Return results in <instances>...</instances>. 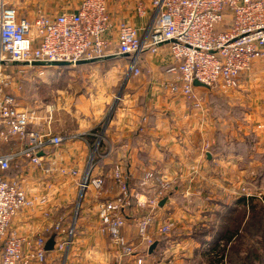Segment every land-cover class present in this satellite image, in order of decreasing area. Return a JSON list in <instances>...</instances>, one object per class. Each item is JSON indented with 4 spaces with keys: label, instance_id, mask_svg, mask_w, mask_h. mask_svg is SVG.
Wrapping results in <instances>:
<instances>
[{
    "label": "crops",
    "instance_id": "0c3cea01",
    "mask_svg": "<svg viewBox=\"0 0 264 264\" xmlns=\"http://www.w3.org/2000/svg\"><path fill=\"white\" fill-rule=\"evenodd\" d=\"M80 1L31 0L33 8L41 7L51 14L75 11ZM137 1H106L110 20L104 37L111 42L112 49L123 22L135 26L144 38L152 9L150 0H144L148 9L145 16L139 17L135 11ZM128 59L118 55L74 65L76 70L62 80L65 92L53 101L35 100L39 105L34 106L41 115L51 118L44 128L63 136L57 150L63 153L65 162L73 161L79 175L85 170L94 141L89 134L96 132L100 145L93 175L102 174L109 182L110 168L117 163L127 173L130 187H137L147 170L173 181L171 194L158 212L160 220L173 222V228L168 235L156 238L152 252L149 247L138 245L137 254L142 253L144 264H213L209 248L227 251V236L233 232L244 235L243 225L249 213L240 199L246 193L258 200L264 195V92L254 96L238 91L249 87L246 83L250 77L261 79L264 58L254 60L253 68L239 77L237 90L224 93L222 99L228 107L221 117H215L209 103L194 109L183 96L169 91L167 84L174 82L175 76L166 70L171 60L167 45L160 46L156 54L147 50L140 54V73L136 77H126ZM194 87L202 99L209 91L204 86ZM119 93V102L110 117L109 110ZM217 135L223 138L219 149L204 154V140L210 139L214 145ZM1 150L16 148L14 144L1 145ZM38 173L27 176L25 188L31 195L39 194L43 185ZM75 182L73 178L56 180L48 202L33 211L20 212L13 218L12 228L22 235L33 234L59 216L66 225H72L78 193ZM80 200L73 226L78 230L73 234L65 261L50 251L45 264H94L93 260L84 259L83 249L102 242L108 245L98 230L96 191L88 187ZM44 212L51 214L49 219ZM139 215L135 210L127 211L122 228L124 236L136 244L134 220ZM108 251L112 264H135L132 258L118 261L110 246Z\"/></svg>",
    "mask_w": 264,
    "mask_h": 264
},
{
    "label": "built area",
    "instance_id": "2783aa9c",
    "mask_svg": "<svg viewBox=\"0 0 264 264\" xmlns=\"http://www.w3.org/2000/svg\"><path fill=\"white\" fill-rule=\"evenodd\" d=\"M150 7L152 16L144 38L135 26L123 22L112 49L104 37L110 20L105 0H81L75 11L57 14L38 9L33 16H22L0 0V264H45L49 253L45 243L52 234V252L65 261L73 224L66 225L63 217L28 235L11 226L23 210L45 205L54 182L64 178L76 180L79 199L88 187L96 191L98 230L118 261L132 258L135 264H144L142 253L137 254L138 245L148 248L172 230L173 222L160 220L158 213L160 201L173 189L170 178L147 170L141 179L143 186L130 187L127 173L117 163L110 168L109 182L102 174L93 175L100 145L96 132L89 134L94 141L85 170L79 175L73 161L65 162L57 150L63 136L44 128L51 118L41 115L38 107L23 106L13 80V67L20 65L34 68L41 76L62 62L75 65L118 55L129 57L126 77H136L140 54L144 50L156 54L160 46L167 45L171 60L166 70L175 76L174 82L167 84L169 91L183 96L192 108L201 109L203 99L195 92V79L208 89L230 92L238 88L241 73L254 60L264 58V0H151ZM147 9L144 2H136L139 17L145 16ZM222 25L225 27L217 30ZM213 143L204 140V154ZM7 144H14L16 150H1V145ZM12 162L24 163L15 176L7 172ZM35 172L45 179L39 194L31 195L25 186L28 174ZM129 210L140 212L134 220L137 244L122 233ZM50 215L44 212L45 218ZM218 248H209L213 264H227L226 255Z\"/></svg>",
    "mask_w": 264,
    "mask_h": 264
},
{
    "label": "rangeland",
    "instance_id": "374dc122",
    "mask_svg": "<svg viewBox=\"0 0 264 264\" xmlns=\"http://www.w3.org/2000/svg\"><path fill=\"white\" fill-rule=\"evenodd\" d=\"M105 1H107V0H105ZM138 1L144 2V0H138ZM4 2L8 5L15 7L16 10L18 11V13L22 16H33L38 9H43L41 7L33 8L31 0H4ZM150 2H151V0H150ZM32 8L34 9L33 11H32ZM48 13H50V12L48 11ZM223 27H225V25H222L221 29H223ZM221 29L217 28V30H221ZM259 60H261V59H259ZM70 66L71 67L58 65L56 67L47 68L46 71L44 72V74L41 76L37 75L34 68L26 67L23 65L13 67V71H14V74H13L14 79L13 80L15 83L14 88L16 90H18V92L20 94V95H18V97H19L21 103L28 105V106H34V105H39V104L35 103V100L40 101L41 99L46 98V99L53 101L55 99H58V97L61 96V94L63 92H65L64 89H66L64 84H62L63 83L62 80H67V78L69 77V74L72 75V70H76V68H77L74 65H70ZM259 67H261V66H259ZM252 68L253 67L251 64V66L248 69H252ZM243 73H241V75ZM263 74L264 73H262V75ZM240 81H241V79H240ZM240 81H239L238 88L240 87ZM246 85L249 87H247L246 89H243L241 87V89L239 88L238 91H242V92L244 91L245 93L252 94L254 96L256 94H259L261 90L264 92V75L261 77V79H256L254 77L253 78L250 77L249 81L246 83ZM15 89L10 90V91L11 92L15 91ZM67 89H69V88L67 87ZM235 90H237V89H235ZM218 92H219V90L217 88H209V91H207L205 97L203 98V104L209 103L211 98H213L214 96L215 97L217 96V97L222 99V96H224L225 94L222 92H220V93H218ZM221 94H223V95H221ZM241 95H242V93H241ZM119 98H120V94H119L117 99L115 98L114 105L109 110L108 114L110 117L112 116V113L115 109V106L119 102ZM8 146H10V144L6 145V147H8ZM15 167H16L15 162H12L9 166V169H12ZM9 169L7 170L8 173H9ZM38 174H40V173H38ZM9 175H10V173H9ZM15 175H17V174H15ZM15 175H13V176H15ZM38 177H41L42 179H40V180L43 181V179H44L43 174H41V176L38 175ZM79 196H80V193L78 192L77 193V199H76L74 206H73L75 208L73 211L74 215L71 217V218H73L72 219L73 220V226H75V223H76V216H77V214L75 213L76 207L80 206L79 202L81 200L79 199ZM70 219H68V220L70 221ZM77 230H75V228H74L73 234ZM107 246L109 247V245H106L104 242H102V244H99V245L91 244V245L87 246L86 249H83L84 250L83 253H85L84 259H87L88 261L93 260L94 264H112L111 262L113 261V258H111ZM225 251H226V249H224V252ZM225 254H226V259H227V252H225Z\"/></svg>",
    "mask_w": 264,
    "mask_h": 264
},
{
    "label": "trees",
    "instance_id": "16d2710c",
    "mask_svg": "<svg viewBox=\"0 0 264 264\" xmlns=\"http://www.w3.org/2000/svg\"><path fill=\"white\" fill-rule=\"evenodd\" d=\"M217 28L221 29V26ZM209 105L213 108L215 117H221L225 108L228 107L223 99L217 96L211 98ZM216 138L217 142L208 148L209 153H214L219 149L223 141L220 135H217ZM23 164V162H18L15 168L9 169L10 175L17 174ZM141 186L143 184L139 182L137 187ZM170 194H168V197ZM240 201L249 213L243 225L245 237L242 234H237V232H233L226 237V242L230 241L229 247L225 251L227 252V264H264V195L260 200L252 195L243 196ZM225 252L221 251L222 254H225Z\"/></svg>",
    "mask_w": 264,
    "mask_h": 264
},
{
    "label": "water",
    "instance_id": "95a60500",
    "mask_svg": "<svg viewBox=\"0 0 264 264\" xmlns=\"http://www.w3.org/2000/svg\"><path fill=\"white\" fill-rule=\"evenodd\" d=\"M94 61H97V59L95 60H84V61H79V62H76L75 65H78V64H85V63H91V62H94ZM36 65L38 64L37 62L35 63ZM59 66H69L71 65L69 62H62V63H59L58 64ZM193 85L194 86H204L206 87L203 83L199 82L198 80H194L193 81ZM120 94V93H119ZM119 94L116 96V99L118 98ZM114 105V104H113ZM210 154L207 153V157L210 158L209 156ZM165 198L162 199L159 203V206H161L164 202H165ZM53 245H54V234H52L46 241L45 243V249L47 251H52L53 250ZM156 246V243H153L152 245L149 246V252H152V250L155 248Z\"/></svg>",
    "mask_w": 264,
    "mask_h": 264
}]
</instances>
